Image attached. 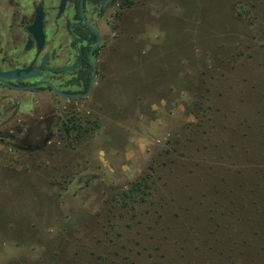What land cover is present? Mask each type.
Here are the masks:
<instances>
[{"label":"rangeland","instance_id":"rangeland-1","mask_svg":"<svg viewBox=\"0 0 264 264\" xmlns=\"http://www.w3.org/2000/svg\"><path fill=\"white\" fill-rule=\"evenodd\" d=\"M131 3L82 128L0 189V264H264V0Z\"/></svg>","mask_w":264,"mask_h":264},{"label":"flooded vegetation","instance_id":"flooded-vegetation-1","mask_svg":"<svg viewBox=\"0 0 264 264\" xmlns=\"http://www.w3.org/2000/svg\"><path fill=\"white\" fill-rule=\"evenodd\" d=\"M131 5V0H0V73L36 71L0 78L3 192L20 189L19 175H30L36 154L51 142L54 124L65 133L82 128L77 116L105 76L107 53L115 50L120 34L129 36L124 22ZM38 16L41 39L34 34ZM93 73L92 90L84 96ZM47 162L44 157V166Z\"/></svg>","mask_w":264,"mask_h":264},{"label":"water","instance_id":"water-1","mask_svg":"<svg viewBox=\"0 0 264 264\" xmlns=\"http://www.w3.org/2000/svg\"><path fill=\"white\" fill-rule=\"evenodd\" d=\"M36 24L38 25V27H36V30L37 31H35V36L39 39H41L42 38V29L40 28L41 27V24H42V21H41V17L40 16H38L37 17V20H36ZM35 74L36 73V71H30L29 69H16V70H13V71H9V72H7V73H0V78L2 77V76H4V77H8V78H11V77H14V78H23V77H25L27 74ZM94 78H95V73H93V76H92V79H91V81H90V86H89V89H88V91L85 93V95L84 96H87L90 92H91V90H92V87H93V83H94ZM37 85H39V84H37Z\"/></svg>","mask_w":264,"mask_h":264},{"label":"crops","instance_id":"crops-1","mask_svg":"<svg viewBox=\"0 0 264 264\" xmlns=\"http://www.w3.org/2000/svg\"><path fill=\"white\" fill-rule=\"evenodd\" d=\"M112 54H114V51L113 50H109V52L107 53V59H106V62H107V65H108V68L109 70H111V68L113 67L111 64H110V56H112ZM114 65V64H113ZM105 69H106V64H105Z\"/></svg>","mask_w":264,"mask_h":264},{"label":"trees","instance_id":"trees-1","mask_svg":"<svg viewBox=\"0 0 264 264\" xmlns=\"http://www.w3.org/2000/svg\"><path fill=\"white\" fill-rule=\"evenodd\" d=\"M68 132H70V130Z\"/></svg>","mask_w":264,"mask_h":264}]
</instances>
